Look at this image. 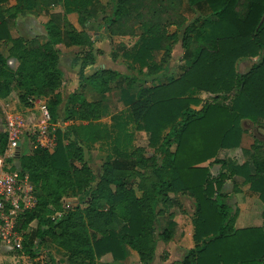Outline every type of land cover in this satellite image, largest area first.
I'll list each match as a JSON object with an SVG mask.
<instances>
[{"label":"trees","instance_id":"16d2710c","mask_svg":"<svg viewBox=\"0 0 264 264\" xmlns=\"http://www.w3.org/2000/svg\"><path fill=\"white\" fill-rule=\"evenodd\" d=\"M8 1L0 0V41L10 40L12 56L20 64L12 70L0 53V98L7 99L14 89L25 106H31L32 98L46 97L53 123L73 121L65 132L56 131L54 150L35 149L17 157V167L29 175L37 197L36 207L18 224L23 251L39 257L42 246L51 241L73 264H98L106 254L124 261L130 250L141 264H151L157 208L179 193L192 197L195 207L194 247L181 264H264V227L237 229L239 210L224 193L226 180L243 176L264 202V157L254 155V174L249 163L234 165L217 158L221 150L241 146L243 121L264 120V0H17L11 18L25 11L42 13L57 4L64 10L45 25L46 43L33 40L28 45L11 38L1 8ZM186 2L197 15L193 22L184 13ZM109 9L104 26L111 38H140L132 52L125 53L135 75L118 84L135 91L137 99L107 125L100 122L103 98L121 75L100 70L86 76L96 60L94 43L75 30L67 15L78 13L84 24ZM178 39L184 50L183 73L164 84L137 88L140 76L163 69ZM59 44L89 49L82 60L80 88L65 105L59 93ZM158 50L166 54L160 63L155 61ZM251 58L258 60L240 74L238 62ZM87 82L91 98L82 89ZM203 92L214 98L198 109ZM131 127L148 133L155 154L136 156L141 150L133 149ZM96 143L109 151L100 174L85 154V146ZM7 147L8 135L0 132V155ZM151 162L153 181L139 195L133 172ZM215 163L221 165L217 176L211 173ZM75 198L77 204L68 202ZM57 212L62 217L53 220ZM35 222L36 229L25 232ZM172 236L168 227L159 234L164 242Z\"/></svg>","mask_w":264,"mask_h":264},{"label":"crops","instance_id":"0c3cea01","mask_svg":"<svg viewBox=\"0 0 264 264\" xmlns=\"http://www.w3.org/2000/svg\"><path fill=\"white\" fill-rule=\"evenodd\" d=\"M103 4L107 1L103 0ZM17 5V0H9L8 2L2 4L3 16L6 19V23L12 39H22L25 44H30L31 41L37 40L41 43H46L48 41L45 25L48 24L54 14L64 13L61 4H57L47 8L42 13H37L35 11H25L21 13L16 18L9 17L11 13L14 12ZM111 14L109 9L105 14H100L97 18H90L86 23L82 24L79 19L78 13H71L67 15L68 21L72 24L75 30L79 33H86L91 37L94 43L95 49V64L86 70V76L90 77L94 73L100 70H112L118 72L121 77L116 81L112 82L110 87V92L104 96L103 102V116L100 122L110 125L112 123V118L115 115H119L129 110L131 105L136 101L137 94L135 91L130 90L126 87H120L118 84L125 76H134L135 71H133L129 65L131 61H128L125 57L127 51L132 52L135 45L138 43L140 38L137 36L128 37H115L111 38L105 30L104 19ZM186 15V14H185ZM13 44L9 39H3L0 41V53L8 58L9 66L12 70H17L19 67V61L16 57L12 56ZM57 49L60 52L59 59V69L62 73L63 82L59 89L64 105L70 95L77 92L80 88V72L82 68V60L84 59L86 53L88 52V46H65L64 44H59ZM165 52L158 50L155 52V61L160 63L165 57ZM160 57L159 59H156ZM249 59H243V63L248 62ZM257 61V60H256ZM240 62V61H239ZM182 65L179 68V75L183 73ZM252 66V65H251ZM250 66V67H251ZM129 70L134 73L130 75ZM178 75V76H179ZM176 76V77H178ZM141 77V76H140ZM153 82H158L157 78H152ZM153 83V84H157ZM167 83V82H166ZM90 82L84 84V92L89 98L93 94ZM161 84H164L163 82ZM150 83L141 81L136 87H150ZM201 99V105L197 107L198 109L207 102L214 98V95L209 93H201L198 95ZM48 99V98H47ZM4 103L9 106L10 110H15L22 113L27 118L30 124H36L39 119V112L31 107L25 106L19 99V93L14 89L11 95L4 100ZM73 121H68L64 124L56 123V131L60 129L65 132L69 125H72ZM79 124V122H77ZM84 124H87L84 122ZM242 128L244 130L242 143L239 148L234 149H223L219 152L217 158L221 160H226L227 162L234 165H243L244 163H249L252 174L255 172L253 165L254 155H260L264 157V120L260 123H252L251 121H243ZM5 123L3 113H0V132H4ZM131 131L134 133L133 149H138L136 138L137 135H143L148 137V133L145 131H136L135 127H131ZM149 138V137H148ZM24 145L29 147V153L33 151L30 143L26 140ZM23 145V146H24ZM92 147H103L104 149L108 146H103L96 143L91 146H85L86 159L90 166L95 170L96 173L100 174L101 169H96L94 163L90 160V155L88 156V150ZM253 147L258 148L253 149ZM258 155V156H259ZM219 171L221 165H219ZM214 176L213 172L211 171ZM224 193L228 197H233L230 200L236 208H238L239 213L236 220L235 227L237 229L245 228H262L264 227V202L261 200L260 193L253 191L251 182L247 181L243 176H233L226 180L224 186ZM193 199V198H192ZM79 198L70 199L68 202L70 204H77ZM86 206V205H85ZM35 227H37V223ZM32 224V225H33ZM31 225V227H33ZM194 225L193 221L191 225H187L185 235L182 236V244L188 251L194 247ZM185 251V252H186ZM155 254L154 260L151 264L156 262ZM132 262L140 263L138 254L130 250L127 259L124 261H115L112 254H106L98 259V264H131ZM0 264H73L69 257L64 251L57 248L51 241H48L41 248V254L39 257L31 258L24 251L14 250L13 248H1L0 249Z\"/></svg>","mask_w":264,"mask_h":264},{"label":"built area","instance_id":"2783aa9c","mask_svg":"<svg viewBox=\"0 0 264 264\" xmlns=\"http://www.w3.org/2000/svg\"><path fill=\"white\" fill-rule=\"evenodd\" d=\"M31 107L39 112L36 124H30L24 114L10 110L0 98V113H3L8 135V147L0 155V249L24 250L23 232L18 229L22 215L37 205L35 187L29 175L17 167V157L26 140L33 150H54L57 145L56 126L52 120L46 97L32 98ZM61 212L52 216L60 219Z\"/></svg>","mask_w":264,"mask_h":264},{"label":"rangeland","instance_id":"374dc122","mask_svg":"<svg viewBox=\"0 0 264 264\" xmlns=\"http://www.w3.org/2000/svg\"><path fill=\"white\" fill-rule=\"evenodd\" d=\"M184 13L189 19V22H193L197 15L190 8L188 3L186 2L184 7ZM171 32H175L176 28L171 27ZM179 33V32H178ZM182 38V32L180 33ZM191 37H195V32H190ZM184 50L182 47L181 40L178 39L176 43H174L173 51L168 55L167 61L163 64V69L155 75L144 74L142 75L141 81H145L153 85L152 78L158 77V82L166 83L170 80L171 77H176L179 75L180 67L183 62ZM157 57L156 59H159ZM258 60L257 58H251L243 63V60L238 62L237 70L240 74H244L248 71L250 66ZM147 72V71H145ZM130 75H133V71L129 70ZM136 138L137 145H139L140 153H136V156L144 158L151 157L154 153L153 149L150 148L149 136L145 137L143 135L138 134ZM29 147L27 145L22 146L21 153H29ZM88 156L90 155V160L94 163L96 169H101L102 165L105 163L106 158L108 156L109 151L104 149L103 147H92L87 151ZM18 159V158H17ZM16 159V160H17ZM152 162L150 165H142L139 164L137 168L133 172L132 183L136 188V191L139 195H142V191L147 189V185L151 186L153 181L152 174ZM218 164L211 165V171L214 176H217L219 171ZM158 217L156 223L155 233L153 234L154 243L156 245V262L154 264H181L183 257L186 254V248L182 244V236L185 235L187 225H191L194 217H195V207H194V199L187 194H179L172 193L171 199L162 202L157 208ZM118 222V221H117ZM36 224H33V227H30L25 232L31 233L36 229ZM116 228L120 226V223L115 224ZM170 228L173 231L172 239L169 242H164L159 238V234L163 232L166 228ZM155 252V254H156ZM131 264H138V262H132Z\"/></svg>","mask_w":264,"mask_h":264}]
</instances>
